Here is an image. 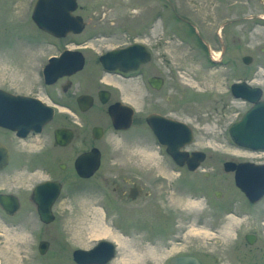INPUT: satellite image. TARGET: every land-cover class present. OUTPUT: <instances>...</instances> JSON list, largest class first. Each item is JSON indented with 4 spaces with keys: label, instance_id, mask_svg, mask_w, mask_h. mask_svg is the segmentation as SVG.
Segmentation results:
<instances>
[{
    "label": "rangeland",
    "instance_id": "obj_1",
    "mask_svg": "<svg viewBox=\"0 0 264 264\" xmlns=\"http://www.w3.org/2000/svg\"><path fill=\"white\" fill-rule=\"evenodd\" d=\"M25 4L0 0V88L46 99L40 71L55 50L52 40L28 20ZM254 29V44L264 41V28ZM174 63H182L186 72L174 76L173 114L192 128L193 140L185 147L206 154L200 167L179 168L154 143L139 145L133 128L98 142L103 159L90 179L69 172L61 177L55 166L41 167L34 153L39 136L18 141L8 169L0 172L7 178L0 187L17 195L20 203L13 216L0 208V264H76L74 249H89L102 239L116 244L115 257L107 264H169L171 257L181 254L196 256L202 264H264V196L248 203L232 173L223 170V162L229 160L264 163V150L237 146L228 134L249 106L234 99L229 86L249 76L240 65L242 72L230 73L203 58L188 56ZM161 167L172 171L165 185L148 187L151 197L140 203L116 201L118 176L154 184ZM48 170L64 186L52 206L54 220L45 224L30 195L36 184L53 178ZM246 234L255 235L252 244L246 242ZM40 240L49 242L43 254L38 252Z\"/></svg>",
    "mask_w": 264,
    "mask_h": 264
},
{
    "label": "flooded vegetation",
    "instance_id": "obj_2",
    "mask_svg": "<svg viewBox=\"0 0 264 264\" xmlns=\"http://www.w3.org/2000/svg\"><path fill=\"white\" fill-rule=\"evenodd\" d=\"M25 1L23 7L29 12L28 20L52 40L55 50L40 71L42 84L47 89L46 99L28 96L51 106L53 115L40 132H29L24 138L0 127V143L8 152V162L0 169L2 173L15 155L17 142L35 136H39L40 146L34 153L39 156L41 167L50 169L53 165L61 177L69 172L81 179L75 168L80 154L97 148L101 165L103 153L98 142L109 134L124 135L133 128L137 130L139 145L154 143L166 153L151 125L158 124L161 130H167L165 120L188 124L173 114L177 90L174 76L179 71L186 72L182 63H174L175 59L203 58L211 65L225 66L230 73L242 72L240 65L249 77L235 82L246 83L251 88L250 97L264 101V41L254 44L251 37L256 26L264 28V0ZM36 7L40 26L56 27L58 36L39 28L33 18ZM64 50L72 52V64L81 65L80 68L46 84L43 67L49 58L59 56ZM116 50L121 51L120 68L114 66L116 58L101 60ZM241 50L245 52L239 53ZM230 86V95L249 105L246 110L254 106L253 102L233 96ZM113 118L129 126L117 128ZM182 149L192 151L187 147ZM170 171L167 167L156 171L154 184L135 176H118L119 180L114 183L116 201L140 203L151 197L148 187L166 183ZM49 173L53 178L48 180L60 182L62 190L64 182ZM2 176L0 181H7ZM0 193L14 194L1 187ZM158 231L168 230L158 228Z\"/></svg>",
    "mask_w": 264,
    "mask_h": 264
},
{
    "label": "water",
    "instance_id": "obj_3",
    "mask_svg": "<svg viewBox=\"0 0 264 264\" xmlns=\"http://www.w3.org/2000/svg\"><path fill=\"white\" fill-rule=\"evenodd\" d=\"M37 7L33 18L39 28L53 36H58L54 26H40ZM72 52L64 50L59 56L48 59L43 67V79L46 84L53 83L57 78L65 74H71L80 68L72 64ZM121 51L116 50L101 57L104 59L116 58L115 67L120 68ZM81 64V60H77ZM233 96L254 103V106L246 110L243 115L228 128V134L237 146L251 149L264 150V101H258L257 97H250L251 88L244 82H234L230 86ZM256 90V89H255ZM257 91V90H256ZM84 97V96H82ZM53 115V108L38 98L11 93L0 88V127L12 130L17 136L24 138L29 132H40ZM118 119L113 118L117 128H127ZM167 130H161L158 124L151 125L158 142L166 147V153L178 166H185L187 170H197L205 160L206 154L201 150L190 152L183 150L193 140L192 128L177 120H165ZM123 126V127H122ZM8 162V152L0 143V169ZM100 167V152L97 148L80 154L75 162L77 175L81 178H89ZM223 170L232 172L235 186L245 195L251 203L259 201L264 196V163L252 161L235 162L232 160L223 162ZM61 193V184L57 180L39 182L33 187L30 195L35 204L39 220L48 224L54 220L52 206ZM221 191H215L220 197ZM20 207L19 200L14 194L0 193V208L7 216H13ZM248 244L255 241V235L246 234ZM49 242L40 240L38 252L43 254L48 249ZM116 244L111 240L97 241L91 248H76L72 251V259L76 264H107L114 259ZM169 264H202L199 258L193 255H176L169 259Z\"/></svg>",
    "mask_w": 264,
    "mask_h": 264
},
{
    "label": "bare ground",
    "instance_id": "obj_4",
    "mask_svg": "<svg viewBox=\"0 0 264 264\" xmlns=\"http://www.w3.org/2000/svg\"><path fill=\"white\" fill-rule=\"evenodd\" d=\"M100 235H102V234H100ZM104 235H106V234H104Z\"/></svg>",
    "mask_w": 264,
    "mask_h": 264
}]
</instances>
